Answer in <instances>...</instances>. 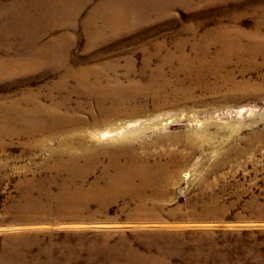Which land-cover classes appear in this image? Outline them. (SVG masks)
<instances>
[{
  "label": "rangeland",
  "instance_id": "rangeland-1",
  "mask_svg": "<svg viewBox=\"0 0 264 264\" xmlns=\"http://www.w3.org/2000/svg\"><path fill=\"white\" fill-rule=\"evenodd\" d=\"M90 1L0 0V59H31L47 44L59 46L67 67L89 63L100 79L85 87L87 97L70 83L62 112L84 118L87 131L93 119L105 129H131L130 137L121 130L118 139L72 146L66 185L52 141L39 148L24 146L25 136L0 137V264H264V56L231 57L213 70L214 46L205 56L196 52L223 29L245 35L261 24L264 33V0H146V18L135 20L131 6V24L89 48L83 25L104 0ZM79 6L72 28L54 25L53 11ZM181 53L193 63L202 57L204 67L181 65ZM59 62L1 69V120L12 116L16 125L17 116L2 110L11 103L19 111L57 100ZM161 62L162 84H149ZM113 104L104 120L101 108ZM24 179L35 182L42 203L65 186L79 190L70 202L84 206L77 217L40 211L23 198ZM120 180L131 182L123 183L127 190L112 187Z\"/></svg>",
  "mask_w": 264,
  "mask_h": 264
},
{
  "label": "bare ground",
  "instance_id": "bare-ground-1",
  "mask_svg": "<svg viewBox=\"0 0 264 264\" xmlns=\"http://www.w3.org/2000/svg\"><path fill=\"white\" fill-rule=\"evenodd\" d=\"M67 1L68 0H66V3H69ZM88 1L90 0H84V3ZM144 3H146V0H104L100 4H98L93 9L92 13H90V15L87 17V21L83 25L84 34L86 35V38H87V47L90 48L93 41H98V40L103 41L107 37H114L111 35H114L126 29L127 26L131 24L130 17L134 14V12H132V8L135 9L136 11L135 20L137 17L146 18L142 14V8H141ZM80 7L81 6L76 7V8L66 7L61 12L57 11V9L53 11L52 15H54L53 18L55 19L54 25L59 26V27L64 26V27L72 28V25H73L72 20L77 15ZM34 20L36 19L34 18ZM259 26L260 27L258 28L261 29V24ZM92 28L97 30V32L95 33L94 29L92 30ZM260 29L255 32L249 33V34L245 33V35L243 32L233 31L231 33L228 29H223L221 33H218L213 38L209 39L206 45L201 47L200 51L197 50L196 52L199 55L201 54L202 56H205L208 54V48L210 47V45L212 44V46H214L215 49L211 52V55H210L211 57L209 59V62L207 63L210 66V68L213 70H219L220 68L224 67L226 64H228L231 57H234L240 61L253 60L259 56L262 57L264 56V33H261ZM246 36L249 37V39H247ZM61 41H62V37L59 38V42ZM180 47L181 46H179V48ZM59 48H60L59 46L58 48H55L52 45L47 44L43 50L38 52V56L35 58L26 59V58H22L21 56H18L16 58H13L12 61L0 59V70L3 69V71H6L8 73H11L16 69H22V70L30 69L37 65H42L44 63V60L55 64V60L58 59L59 61H61L59 62V65L63 64L62 73L57 78V80L54 81V84H53V89L57 91L58 94H60L59 98L57 100L52 101L49 107L41 108V109L19 110L18 111L12 103L8 106H3L2 110H5L7 115H10V114L16 115L18 118L17 119L18 121L16 125H14V124L9 123L10 120L14 119L12 116H8L6 120H1L0 118V137H2L3 139L10 138L13 136L28 137L30 138V140H27V142H25L24 144V146L26 145L28 147L30 145H33L34 147H38L40 146V143L42 141H46V140L52 141L55 147H51L48 150H49L50 156L54 160V166L61 169L65 173L66 177L64 179V184L66 185L67 182L70 183V181L72 180L71 178L73 176L71 174V170L74 169V166L76 163V159L72 156V153H71V150L73 148L72 146L74 145L79 146V147L83 146V142L85 143L89 137L97 138V139H101V138L118 139V138H121V137H118V135L122 133V131H123V134L125 133L123 135L124 137H127V136L130 137L129 131L131 129H127L125 125H122L119 128L120 130H117L116 128L105 129L95 124L98 119H93L94 125L90 131H87L86 130L87 125H86V121L84 120V118L79 119V118H76L74 114H68L66 112H62V109L66 107L67 102L70 100L69 93L66 90L67 86L70 83L73 84L74 93H77L82 97L84 96L87 97V95L84 94V92L86 93L85 87H87L90 84L96 85L98 80L100 79H98V75L94 74L95 72L94 70H92L94 69V65H91L89 63H88V66L84 68L71 69L72 67L71 68L67 67L66 64H64V62L59 59V57L64 54L65 50H62L61 48L60 49ZM6 57H8V55ZM201 58L202 57H200L198 60H196L193 63V60L190 61L189 58H187L181 53L175 59L177 62L181 63V65H184L185 67H195V68L200 69L204 67V64H205L204 61L201 60ZM161 64L162 62L159 64L158 68L156 69L157 75L149 78L148 80L149 84L153 82H158L162 84L163 79L160 75V71L162 68ZM163 65H164V62H163ZM146 66L147 65L145 63L142 64L143 69ZM85 68H88L89 71H84ZM114 83L119 84L117 81H115ZM128 85L137 87V83L132 82V81H128ZM89 89H93V88L89 87ZM125 95L126 94H124V96ZM124 96L122 93H119L117 94L116 99H119L122 101ZM48 98L50 100H53V97L51 94L48 96ZM112 99H115V98H112ZM116 105H119V104H113L111 106L112 108L110 107L111 108L110 110H106L104 108H101V106H99L101 108L100 116L103 118L105 117L107 119L109 115L111 114L110 113L111 110L112 109L114 110V107H116ZM72 128H75L76 132L74 134L70 133V130H72ZM41 147L42 145L39 148ZM82 151L84 153V148ZM0 165L5 166V164L3 163H0ZM173 174L174 173H172V175ZM118 183H122V184L117 185L115 183H112L111 185H115L112 187L121 186L123 189L127 190V188H125L123 183L130 184L131 182L130 181L122 182L120 180V182ZM20 185L25 186V189L22 190L23 198L28 201L32 200L34 203L33 207L37 208L40 211H47L49 214L54 213L57 215L77 217L79 209L84 206V200H81V199L77 203L70 202L73 195L80 194L81 196V193L76 188H74L73 190H69L67 188L65 189L64 188L65 186H63L61 188L62 192L59 191L58 193H55V194L52 192H46L43 196L47 199V202L45 204L40 201V198L42 196L41 192L35 191L34 193L33 189H34L35 182L32 179H24L23 181L20 182ZM145 185H146L145 183L139 184L141 188L142 187L144 188ZM33 193L37 195L34 196V198L32 199L31 196Z\"/></svg>",
  "mask_w": 264,
  "mask_h": 264
}]
</instances>
